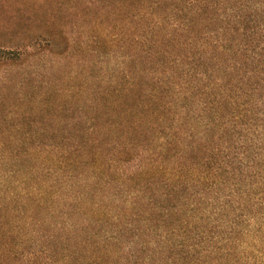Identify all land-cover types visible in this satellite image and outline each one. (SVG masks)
I'll return each mask as SVG.
<instances>
[{
  "label": "trees",
  "instance_id": "trees-1",
  "mask_svg": "<svg viewBox=\"0 0 264 264\" xmlns=\"http://www.w3.org/2000/svg\"><path fill=\"white\" fill-rule=\"evenodd\" d=\"M77 8L0 40V264H264V0Z\"/></svg>",
  "mask_w": 264,
  "mask_h": 264
},
{
  "label": "rangeland",
  "instance_id": "rangeland-1",
  "mask_svg": "<svg viewBox=\"0 0 264 264\" xmlns=\"http://www.w3.org/2000/svg\"><path fill=\"white\" fill-rule=\"evenodd\" d=\"M72 2L73 0H0V40H3V43L8 47H11L22 42L23 38L36 36L55 27L63 28L69 40L70 56L66 60L54 56L49 57L51 59L49 61L51 62L50 65H52V68H57L61 64L74 61L72 54L76 53L77 45L81 46L84 43L86 40L85 36L88 35L87 32L91 29V26L84 21V10L80 12L78 8L77 10L72 9ZM56 12H59V18L56 20L58 25L53 26L54 19L52 16ZM91 34H99V31L97 30L95 33L92 30ZM40 62L41 60H38L34 64H39ZM8 69L0 67V82L2 79H8L14 75ZM67 71L71 70L68 68ZM53 72L51 71L50 73L53 74ZM74 83V80L69 82L66 78L63 85L64 88H67ZM251 223H253L255 229L261 230V234L258 237L247 235V228L250 229L247 225ZM239 226L247 235L244 239L249 240V244L241 247V254L243 253L242 255L245 257L264 254V221L240 222ZM250 242L251 244L254 242V248L250 249Z\"/></svg>",
  "mask_w": 264,
  "mask_h": 264
}]
</instances>
